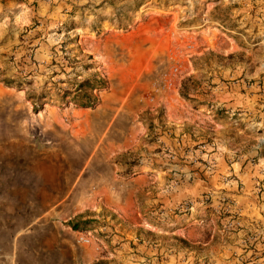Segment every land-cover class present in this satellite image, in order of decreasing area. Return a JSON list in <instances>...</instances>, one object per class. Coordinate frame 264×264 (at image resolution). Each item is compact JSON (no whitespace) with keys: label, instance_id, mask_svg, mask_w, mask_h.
I'll return each mask as SVG.
<instances>
[{"label":"rangeland","instance_id":"rangeland-1","mask_svg":"<svg viewBox=\"0 0 264 264\" xmlns=\"http://www.w3.org/2000/svg\"><path fill=\"white\" fill-rule=\"evenodd\" d=\"M257 151L264 0H0V246L23 264H253L225 235L211 255L214 217L241 224L207 182Z\"/></svg>","mask_w":264,"mask_h":264},{"label":"crops","instance_id":"crops-1","mask_svg":"<svg viewBox=\"0 0 264 264\" xmlns=\"http://www.w3.org/2000/svg\"><path fill=\"white\" fill-rule=\"evenodd\" d=\"M254 155L257 156L255 160L239 156L234 161H224L223 166H219L218 161L224 156L214 155L216 163L208 173L207 182L208 188L214 192V206L219 195L229 197L234 202L237 220L241 224L235 232H225L222 230L223 219L214 217L209 231L214 232V244L219 248L217 253L211 251L215 258H220L218 254H222L223 249L218 236L225 235L222 239L226 246L225 251L222 250L224 256L231 254L230 248L232 251L239 248L247 256L252 255L250 260L253 264H264V153L257 151ZM2 235L0 233V239ZM7 237L11 238L10 235ZM15 251V247L3 249L0 246V264H23Z\"/></svg>","mask_w":264,"mask_h":264},{"label":"trees","instance_id":"trees-1","mask_svg":"<svg viewBox=\"0 0 264 264\" xmlns=\"http://www.w3.org/2000/svg\"><path fill=\"white\" fill-rule=\"evenodd\" d=\"M6 85H10V80L4 81ZM97 86V82L93 80H84L76 85L75 90L72 94V100L77 103L80 107H89L93 104L95 97L92 95V90ZM72 229H77L76 225L72 226Z\"/></svg>","mask_w":264,"mask_h":264},{"label":"built area","instance_id":"built-area-1","mask_svg":"<svg viewBox=\"0 0 264 264\" xmlns=\"http://www.w3.org/2000/svg\"><path fill=\"white\" fill-rule=\"evenodd\" d=\"M215 208L217 210L220 209V210L224 211V213H226L227 215H229V213H231L232 216H228L227 221H226V225L228 227H238L240 225V221L237 220L238 214L234 208V202L233 201H231L230 199L225 198V197L219 198ZM189 209H190V207L186 204H184L182 206H178L176 208V210H179V211L189 210Z\"/></svg>","mask_w":264,"mask_h":264}]
</instances>
